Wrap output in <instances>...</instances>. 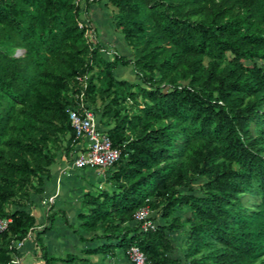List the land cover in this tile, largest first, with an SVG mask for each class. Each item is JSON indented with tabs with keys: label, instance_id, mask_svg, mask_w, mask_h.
Returning <instances> with one entry per match:
<instances>
[{
	"label": "trees",
	"instance_id": "1",
	"mask_svg": "<svg viewBox=\"0 0 264 264\" xmlns=\"http://www.w3.org/2000/svg\"><path fill=\"white\" fill-rule=\"evenodd\" d=\"M104 6L130 57L112 49L108 59L88 42L73 0H0V218L10 219L0 264L14 262V244L34 229L25 207L44 193L57 154L70 162L79 139L67 108L82 91L120 154L105 170L108 189L86 190L76 214V231L100 243L48 253L43 235L59 218L68 225L65 211L50 212L34 240L44 264L126 255L132 245L146 264H264V0ZM117 66L137 82L115 78ZM141 207L153 229L134 222ZM182 208L185 217L175 214ZM178 231L181 258L172 256Z\"/></svg>",
	"mask_w": 264,
	"mask_h": 264
},
{
	"label": "rangeland",
	"instance_id": "2",
	"mask_svg": "<svg viewBox=\"0 0 264 264\" xmlns=\"http://www.w3.org/2000/svg\"><path fill=\"white\" fill-rule=\"evenodd\" d=\"M105 2L106 0H95L88 5L86 15L87 18L91 19V24L95 28L94 36L97 41H100L99 43H104V46L102 47L105 50H112L111 48H107L105 46L107 45L106 40H111V37L115 36V45L113 47L114 50L117 51L118 49L119 54L130 57V48L126 44V41L124 40L121 33L115 30L112 21L111 8L105 7ZM89 39L93 40V36H91ZM22 54L23 51L21 49H16L13 53V55L16 57L22 56ZM107 58L109 59L110 56L107 55ZM113 74L117 79H125L131 82H137V79L133 75L130 66H117L113 70ZM95 110L97 113H99L97 108ZM100 125L101 127L105 128L102 123ZM58 161L62 162V154L60 153L57 154V162ZM66 164L68 165L69 161L66 162ZM51 167L52 169L55 168V166ZM55 170L53 169V173ZM105 179L106 176L103 177L101 174H98V171L96 170L85 169L77 171L73 169H67L62 172V178L55 179L50 182V184L46 186L47 191L45 190V192L42 194V197L38 198L34 196L33 203L25 207L27 211L34 215L36 225L34 229H31L30 231L29 240H31V243H25L24 247L22 244V246L18 248L19 252H21L22 247L23 249L28 250L31 248L30 245L32 244L36 252H34L35 256L34 258L32 257L30 259V262H35V264H44L40 257V250L34 241L35 235L36 232L41 230L43 225L46 223V215L57 210L65 211L68 225L64 224L59 218L55 222V228L43 235L42 242L45 243L48 253L52 254L53 256L62 255L67 251L80 254V249L90 248L95 244L100 243V241L97 239L89 240L91 236L90 233L84 232L82 230H80L79 233L75 231L78 228L76 214L80 210L81 196L86 190L96 193L99 189H108L109 184H106ZM201 181L202 179L200 178L196 179L194 185L199 184ZM243 200L245 201L246 198ZM175 214L185 217L188 215V211L186 208H182L176 210ZM154 220L158 223L163 222V219L157 216L156 213ZM79 235L86 239V241L82 242L79 240ZM183 236L184 235L182 234V231L172 233L171 235V239L174 244V250L172 254L173 257H182ZM81 256L87 258V261H83L80 264H129L127 256L122 251H117L113 257H103L101 255L89 254H82ZM17 257L15 260H17Z\"/></svg>",
	"mask_w": 264,
	"mask_h": 264
},
{
	"label": "built area",
	"instance_id": "3",
	"mask_svg": "<svg viewBox=\"0 0 264 264\" xmlns=\"http://www.w3.org/2000/svg\"><path fill=\"white\" fill-rule=\"evenodd\" d=\"M84 1L85 0H73L74 5L79 7L77 26L79 28H86L85 38L88 42H95L94 30L84 10ZM91 36H93V40L89 39ZM100 51L108 56L113 53L112 50H105L103 47H101ZM85 79L86 76L77 77V80L83 82V87H85ZM67 113L70 125L74 131L75 139H79L78 143L82 142V148L74 149V153L70 156L69 164L66 165L61 173L67 169L77 171L92 169L104 176L105 170L111 167L119 158L120 150L118 147L112 145L109 137L103 129L99 127L98 115L93 107L85 100L83 91L77 95L75 104L67 108ZM133 220L139 223V228L143 231L155 227V222L152 220V212L148 207L137 209L133 215ZM9 222V218H0V231L4 230ZM30 231L27 233L25 240L29 239ZM22 244L23 240L16 242L14 247L18 249ZM126 256L129 264H146L143 253L135 245L127 249ZM15 261L16 260H14V262Z\"/></svg>",
	"mask_w": 264,
	"mask_h": 264
},
{
	"label": "crops",
	"instance_id": "4",
	"mask_svg": "<svg viewBox=\"0 0 264 264\" xmlns=\"http://www.w3.org/2000/svg\"><path fill=\"white\" fill-rule=\"evenodd\" d=\"M89 20H90V24H91V19L90 18H88ZM91 27L93 28V30H94V32H95V28L92 26V24H91ZM95 37V36H94ZM101 41H102V39H101ZM107 42H106V44L107 45H105L107 48H111V49H113L114 50V45H115V36H113V37H111V40H106ZM98 42H100V41H98ZM102 43V42H101ZM100 43V46L102 47V46H104V43H102L101 44ZM117 49V48H116ZM117 52L119 53V51H118V49H117ZM106 55V54H105ZM107 56V55H106ZM82 148V142H79L78 144H76V146H75V149H81ZM66 163L64 162V160L62 159V162L61 161H58V162H56L54 165H52V166H55V168H53L55 171H54V173H53V169H52V167H51V173H52V177H51V179L48 181V182H46L45 183V190L47 191V189H46V186H48L49 184H50V182H52L53 180H55V179H60V178H62V173H60V171H62V170H64V168L66 167ZM45 190H44V192H45ZM42 197V195L40 196V198ZM55 228V227H54ZM76 231V230H75ZM50 232V231H49ZM77 232V231H76ZM27 242H30L31 243V240H29V239H26V240H24L23 241V247H24V245H25V243H27ZM45 244V243H44ZM23 247H22V249H21V252H19V255H18V257H17V260L15 261V263H13V264H35V262H30V259L33 257L34 258V252H36L35 250H34V247L32 246V244L30 245V247L31 248H29L28 250L27 249H23ZM66 253H74V252H71V251H67V252H65L64 254H66ZM64 254H62V255H64ZM76 254H79V253H76ZM62 255H56V256H62ZM26 256V257H25ZM25 258V259H24Z\"/></svg>",
	"mask_w": 264,
	"mask_h": 264
}]
</instances>
